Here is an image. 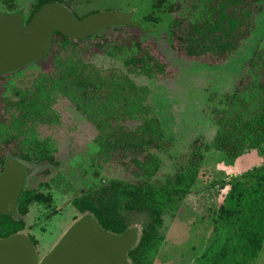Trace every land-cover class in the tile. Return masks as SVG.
<instances>
[{
	"label": "trees",
	"instance_id": "1",
	"mask_svg": "<svg viewBox=\"0 0 264 264\" xmlns=\"http://www.w3.org/2000/svg\"><path fill=\"white\" fill-rule=\"evenodd\" d=\"M75 0H0V11H19L23 24L45 3L58 2L77 18L69 3ZM264 11V0H150V10L137 19L160 21L170 47L187 59L215 64L228 58L253 29L255 17ZM143 26V25H142ZM144 30H154L143 26ZM148 31V32H150ZM148 33L128 25H113L84 39L53 32L46 59L29 62L37 70L16 79L7 93L0 87V171L6 156L22 163L55 164L56 142L42 131L59 123L54 104L65 99L93 128V151L87 164L93 174L105 166L117 167L125 179H101L80 189L70 199L78 213H88L105 231L121 233L133 226L128 214L145 216L136 242L128 249L130 264H152L163 242L158 232L162 215H174L200 172L203 149L221 151L234 160L242 151L264 143V47L254 48L244 61L240 76L218 106L209 107L216 126L210 142L195 137L187 150L172 157V170L157 178L160 154L173 144L152 113L146 85L133 78L167 77L171 70L147 44ZM152 43V42H151ZM91 49V50H90ZM91 52L121 56V66H99L88 60ZM28 64L22 66L26 67ZM11 72L0 74L4 82ZM209 99H212L209 96ZM83 173L87 170L76 163ZM64 179L57 174L52 180ZM227 189L217 206L206 243L191 264H253L264 241V160L226 180ZM47 181L23 187L16 211L26 214L29 205L47 203L41 188ZM24 228L21 218L0 214V237ZM33 245L36 240L28 235Z\"/></svg>",
	"mask_w": 264,
	"mask_h": 264
},
{
	"label": "rangeland",
	"instance_id": "2",
	"mask_svg": "<svg viewBox=\"0 0 264 264\" xmlns=\"http://www.w3.org/2000/svg\"><path fill=\"white\" fill-rule=\"evenodd\" d=\"M29 0H18L20 6H27ZM70 8L81 14L88 11L113 9L133 10L134 17L141 19L150 10V0H75ZM158 23L142 21L143 26L154 28L147 32L151 52L167 63L171 73L163 78H145L136 76L138 84L146 85L149 90L148 102L152 113L159 119L166 137L173 140L168 152L160 154L161 166L156 173L160 178L172 170V157L187 150L195 137L210 142L216 126L210 118L209 107L218 106L223 94L230 92L234 81L240 76L244 61L254 48L264 47V11L254 20L253 29L238 48L224 61L207 64L187 59L176 54L170 47L164 27L169 16L160 13ZM146 33V32H145ZM152 42V43H151ZM91 50V49H90ZM46 59V58H44ZM42 59V60H44ZM121 56L108 57L91 52L88 60L99 66H121ZM40 60V59H39ZM33 63L24 68L11 71L0 82L2 94L7 93L14 81L25 73L37 70ZM209 96L212 99H209ZM55 109L59 114V123L53 128L42 131L50 133L56 142L55 164L24 163L29 169L24 187L30 188L38 182L47 181L41 188L48 193L47 203L29 205L22 231L36 240L35 249L39 257L44 255L57 241L64 230L80 213L71 205L70 199L101 179H125L126 175L117 167L105 166L93 174V166L88 165L87 155L93 151L92 138L94 128L63 98L56 100ZM203 160L200 172L189 193L183 198L174 215H162V224L158 232L163 242L152 264H191L198 248L206 243L217 206L227 189L226 180L244 170L258 166L264 160V143L259 149L242 151L234 160L212 147L202 150ZM76 163L87 172L83 173ZM57 174L64 179L52 180ZM128 218L137 227L145 216L140 213L128 214ZM253 264H264V241Z\"/></svg>",
	"mask_w": 264,
	"mask_h": 264
},
{
	"label": "water",
	"instance_id": "3",
	"mask_svg": "<svg viewBox=\"0 0 264 264\" xmlns=\"http://www.w3.org/2000/svg\"><path fill=\"white\" fill-rule=\"evenodd\" d=\"M113 25L150 31L144 30L131 9L97 10L77 18L64 5L49 2L25 24L21 12L0 11V74L46 58L53 32L84 39ZM28 173L24 163L12 156L5 157L0 171V214L21 218L16 202ZM136 238L135 225L116 234L103 230L92 215L81 213L41 257L22 230L0 237V264H130L126 253Z\"/></svg>",
	"mask_w": 264,
	"mask_h": 264
},
{
	"label": "flooded vegetation",
	"instance_id": "4",
	"mask_svg": "<svg viewBox=\"0 0 264 264\" xmlns=\"http://www.w3.org/2000/svg\"><path fill=\"white\" fill-rule=\"evenodd\" d=\"M24 187V186H23Z\"/></svg>",
	"mask_w": 264,
	"mask_h": 264
}]
</instances>
